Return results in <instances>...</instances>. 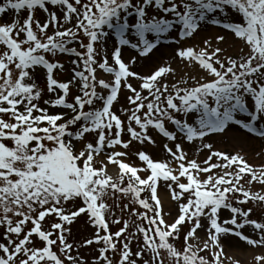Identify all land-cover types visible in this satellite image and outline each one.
<instances>
[{
	"label": "snow or ice",
	"instance_id": "1",
	"mask_svg": "<svg viewBox=\"0 0 264 264\" xmlns=\"http://www.w3.org/2000/svg\"><path fill=\"white\" fill-rule=\"evenodd\" d=\"M231 239L264 248V0H0V264H242Z\"/></svg>",
	"mask_w": 264,
	"mask_h": 264
},
{
	"label": "rangeland",
	"instance_id": "2",
	"mask_svg": "<svg viewBox=\"0 0 264 264\" xmlns=\"http://www.w3.org/2000/svg\"><path fill=\"white\" fill-rule=\"evenodd\" d=\"M108 46H109V48H111V46H112V41L111 40L108 42ZM167 58L168 57H165V59H167ZM222 140H224L223 141V145H224L223 148H226V147L227 148H231L232 147V146L230 147V144L231 143L229 142V139L227 137H224ZM251 143H252L251 144V153H252V157L254 158V162H252V163L258 165L260 163V161L257 158V155L256 154L259 151V149L256 150V147L258 146V148H259V145L256 144L255 142H251ZM136 147H139V145H137ZM237 150L238 151H241L242 153H245L246 156L248 154V153H246V151L244 150L243 147H238ZM154 151H155V154L157 156L162 155L160 153L159 149H155ZM110 170L113 171V173L115 174V169H110ZM172 210H173V212H175L176 205L174 206V208ZM117 215H119V211L118 210H117ZM225 215H226V213H225ZM259 215H260V213H257L256 214V216H259ZM112 230L113 231L116 230V226L115 225L112 226ZM246 231H251V230L250 229H246ZM86 235H89V230L85 228V221L84 220H80L73 227V237L72 238L74 240H76V241H79L80 239L83 238V236H86ZM200 235L203 236V233H200ZM250 249H254V248L243 244V242H239L237 239H231L229 241H226V248H225V250H226L227 254L230 255V256H234V257L240 259L242 261V264H251L252 257L254 255L251 258H249L248 260H246V261H245V259L242 256V254L246 253ZM255 249H257V248H255ZM262 249H264V248H262ZM81 252H82V255L85 258H87V259H91L93 257V251L90 248L89 249H82Z\"/></svg>",
	"mask_w": 264,
	"mask_h": 264
},
{
	"label": "bare ground",
	"instance_id": "3",
	"mask_svg": "<svg viewBox=\"0 0 264 264\" xmlns=\"http://www.w3.org/2000/svg\"><path fill=\"white\" fill-rule=\"evenodd\" d=\"M229 139L230 147L233 145V143H235L234 141H231L229 137H227ZM223 141L222 139H218L215 143H216V147L218 148H223ZM251 144L252 143H246L244 144L242 147L244 148V150L246 151L247 157L249 159V161L252 163L254 162V158L252 157V153H251ZM254 145V144H253ZM259 149L258 146L256 147V150ZM245 154V153H244ZM111 171V170H110ZM110 173H113V171H111ZM114 174V173H113ZM163 195V194H162ZM175 206V204L170 203L167 198H165V210L167 211L169 208L173 209ZM264 253V249L262 248H257V249H250L248 250L246 253L242 254L243 258L246 260H248L249 258H251L253 255L256 254H261Z\"/></svg>",
	"mask_w": 264,
	"mask_h": 264
}]
</instances>
